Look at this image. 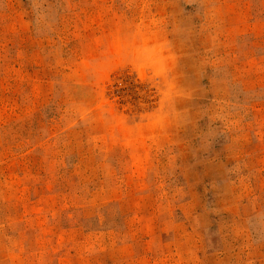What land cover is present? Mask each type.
<instances>
[{
	"label": "rangeland",
	"instance_id": "1",
	"mask_svg": "<svg viewBox=\"0 0 264 264\" xmlns=\"http://www.w3.org/2000/svg\"><path fill=\"white\" fill-rule=\"evenodd\" d=\"M0 264H264V0H0Z\"/></svg>",
	"mask_w": 264,
	"mask_h": 264
}]
</instances>
